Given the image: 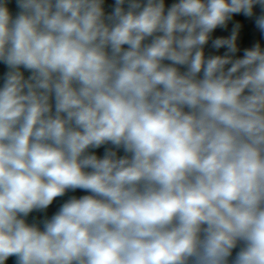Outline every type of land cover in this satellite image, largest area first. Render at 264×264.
<instances>
[{"label": "clouds", "instance_id": "clouds-1", "mask_svg": "<svg viewBox=\"0 0 264 264\" xmlns=\"http://www.w3.org/2000/svg\"><path fill=\"white\" fill-rule=\"evenodd\" d=\"M0 264H264V0H0Z\"/></svg>", "mask_w": 264, "mask_h": 264}]
</instances>
